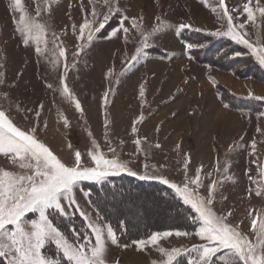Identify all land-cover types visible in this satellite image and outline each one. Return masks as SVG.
Returning <instances> with one entry per match:
<instances>
[{"label":"rangeland","instance_id":"374dc122","mask_svg":"<svg viewBox=\"0 0 264 264\" xmlns=\"http://www.w3.org/2000/svg\"><path fill=\"white\" fill-rule=\"evenodd\" d=\"M112 2L119 11L111 14L104 28L94 33L93 40L89 42L87 30L83 39H77L80 35L79 26L85 18L93 20V6L99 14L95 19L99 21L103 18V14L108 11L104 0H93L92 4L89 0H22L27 15L48 26L44 34L48 45L40 43L43 54L37 55L36 43L30 41L26 47L16 30L20 13L10 8L11 0H0V110L22 130L35 127L37 138L67 165L74 162V154L79 151L82 161L90 166L87 152L94 140L100 151L109 158L112 155L109 148H114L119 158L127 161L129 167L138 174L129 176L122 173L108 180L118 177L138 180L139 175L148 174L163 176L182 186L186 178L184 160L187 154V177L194 178L196 169L201 168L202 183L196 189L199 194L207 196L208 186L213 181H219L213 210L217 215L227 216L226 222L230 225H239L241 233L255 243L256 234L251 221L256 218L258 211H264V197L255 195L256 190H264V146H258V143L264 142V115H261L264 114V99L253 97H264V67L260 66L245 45L237 44L228 37L210 35L217 30H226L227 27V18H221L224 9L219 7V0H207V6L204 0ZM244 3H249L253 9L255 26L247 20V13L243 11ZM256 4L257 0H225V7L233 16L234 24L245 25L244 29L237 31L246 32L245 38L254 46L264 47V17L256 11ZM259 4L264 7V0H259ZM38 7L41 9L40 17L36 16ZM44 8L48 11H43ZM132 19L137 20L144 33H151L154 26L161 22L163 27L150 37L149 47L144 50L146 55L127 66V61L141 41L140 33L130 23ZM121 21L130 30L127 43L122 29L108 38L114 29L120 28ZM182 23L191 25V28L178 34L176 29ZM53 33L59 37L55 45L51 42ZM186 42L197 45L191 49L197 58L186 54ZM57 45L65 49L64 57L59 56ZM78 45L84 47L81 49ZM207 48H211L212 53L206 56L204 62H198L201 51ZM159 50L166 52L168 57L159 59ZM191 50H188L189 53ZM232 60H238V63L233 65ZM61 76L64 77L63 85L60 83ZM141 84L145 89L143 97L139 95ZM64 85L80 103L82 111L76 110L68 95H61L59 89ZM181 87H184L181 91H186L176 94ZM109 89L112 91L109 92V102L105 104L104 93ZM250 92L252 97L249 96ZM213 94L228 107L216 104L215 110H212L207 106L208 103L204 104L206 100L214 101ZM170 99L172 101L169 102ZM223 107L232 117L243 120L232 122L237 124L238 129L232 146L239 144L240 147L235 151L229 148L226 155H223L225 151L222 147L218 148V140L221 142L223 138L224 125L217 126L211 134L214 138L190 130L191 125L193 129L205 119L203 117H208V113L210 115L212 111ZM230 109L234 112L231 113ZM37 112L40 113L38 117ZM141 116L143 119L135 124L136 132H133L134 121H138ZM257 128L262 130L258 132ZM137 139L142 141L140 150L134 143ZM206 140L212 141L210 144L214 151L208 152L211 155L203 152L200 153L202 156H197L198 144ZM253 141L255 151L250 145V152L244 154L243 144H252ZM157 144L159 147H156ZM177 145L180 147L177 148ZM0 170L13 173L22 171L2 154ZM140 181L169 188L157 179ZM90 185L101 184L81 182L75 191L77 204L69 206L65 203L66 215L53 212L50 216L64 219L81 216L91 233L81 228L77 234H73L79 243L84 242L85 238L90 243L95 241L92 229L88 226L89 220L104 228L105 235L106 227L110 226L91 206L89 195H84L88 193L86 187ZM150 194L132 198L130 202L114 199L107 205V209L126 210L132 231L141 230L155 221V227H161L158 223L168 219L170 212L164 210V203L160 202L157 195L153 192ZM81 212L86 214L87 219ZM229 212L232 215L228 216ZM166 231H171L173 235L160 239L158 245L167 250L180 247L183 253L182 260L179 257L174 264H187L189 259L196 257V253L183 250L205 243L195 236V232L177 237L175 232L182 230L153 231L142 240L147 241L154 232ZM45 251L52 258L61 257L54 245H48ZM103 259L104 264H152L153 261L162 264L166 257L157 250V245L146 244L138 249L136 243L134 247H128L106 240ZM215 263L222 264L219 254L214 258Z\"/></svg>","mask_w":264,"mask_h":264},{"label":"snow or ice","instance_id":"6c2138e0","mask_svg":"<svg viewBox=\"0 0 264 264\" xmlns=\"http://www.w3.org/2000/svg\"><path fill=\"white\" fill-rule=\"evenodd\" d=\"M204 2L207 6V0H204ZM89 3L92 4L93 0H89ZM104 4L107 6L108 11L103 14V18L99 21L95 19L99 14L93 6L91 13L93 20L90 21L85 18L84 23L79 26L80 35L77 39H83L87 30V41L91 42L94 33H99L111 19V14L119 11L112 0H104ZM219 7L224 9L221 18H227V27L226 30H217L211 32L210 35L228 37L237 44L245 45L252 52L260 66L264 67V47L254 46L249 39L245 38L247 36L246 32L237 31V29H244L245 25L234 24L233 16L225 7V0H219ZM10 8L14 12L20 13L19 19L16 21V30L21 35V42L26 47L29 46L30 41L35 42L36 54L42 55L43 50L39 45L40 43H44L45 46L48 45V41L44 39L48 26L27 15L22 7V0H11ZM43 11H48V9L44 8ZM213 11L215 12L216 9L213 8ZM232 11H236V9ZM243 11L247 13V20L255 26L256 17L249 3L243 4ZM256 11L264 17V7L260 6L259 0H257ZM36 16H41L39 7ZM157 19L159 20V18ZM130 23L140 33L141 41L140 46L135 48L134 54L127 61V66H131L133 62L139 61L146 55L144 50L149 47L150 37L163 27V22H161L154 26L151 33H144L141 31L140 24L136 19H132ZM190 28L191 25L182 23L176 31L179 34L182 30ZM120 29H122L127 43L130 30L124 26L123 21H121L120 28L114 29L108 38L115 36ZM73 30H75V26H73ZM58 40L59 37L53 33L52 44L55 45ZM83 47L84 45H78V48L82 49ZM195 47H197L196 44L185 43L186 51ZM57 48L59 56L64 57L65 49L60 45H57ZM236 55L239 56L240 53H236ZM108 74H111V70ZM60 83L64 84L63 76L60 77ZM59 91L61 95L69 96L77 111H82L80 103L76 101L74 96L70 95V89L67 85H64ZM111 91L109 89L104 93L105 104L109 102L108 96ZM144 93V85L141 84L139 88L140 97H143ZM249 96L252 97L251 92ZM253 98L264 99V97L258 96ZM40 107L42 108L43 105H40ZM224 107H228V105H224ZM36 115L38 117L40 113L37 112ZM142 119L141 116L138 121H134L133 132H136L135 124L142 121ZM64 123L67 126L68 122L66 120ZM107 124L106 119V127ZM157 130H159V126ZM36 131L35 127L25 131L15 126L6 113L0 110V154L8 157L14 165H18L19 169L22 170L19 173L0 170V264H104L103 256L106 240H110L112 244L118 242V237L111 226L106 227L105 235L104 228L93 224L89 220L88 226L95 236L94 243H90L87 238L84 242L74 243L54 224L50 216L53 212L61 216L66 215L65 203L69 206L77 204L75 191L83 181L103 184L111 176L122 173L129 176H137L138 174L129 167L127 161L119 158L114 148H109L112 154L109 158L100 151L94 140L91 141L90 149L87 152L90 158V166L85 165L82 161L79 151L74 154V162L67 165L37 138ZM257 131L260 132L261 130L257 128ZM105 139H107V133ZM241 139L243 138L241 137ZM141 142L140 139L134 141L138 150H140ZM156 147H159V144ZM179 147L177 145V148ZM239 147V144H236L235 147L230 146V151H235ZM251 147L254 152L255 141L252 142ZM188 164L189 158L186 154L184 160L186 178L182 186L170 182L163 176L148 174L138 176L140 180L157 179L160 183L167 185L173 189L175 195L182 200L183 204L189 205L195 213L189 219L193 224L199 225L194 234L205 243L193 245L191 249L183 250L196 253V257L189 259L187 264H213L214 258L218 254L222 264H264V211H258L256 218L251 221L253 231L256 234V242L254 243L241 233L239 225H230L226 222L227 216L217 215L213 210L214 195L220 182L213 181L208 186L207 196L200 195L196 189H199L202 183L201 168L196 169L194 178H189L187 177ZM217 171L220 170L217 169ZM224 171L226 172L227 168ZM228 179L231 180L232 177H228ZM192 186H195V188ZM249 192L251 193V190ZM84 195L88 196L89 193L85 192ZM255 195L264 197V190H256ZM81 215L87 219L85 213L81 212ZM227 215L230 216L232 213L229 212ZM172 235L171 231L154 232L147 241L139 240L134 243H136L138 249L146 244L157 245V250L166 257L162 264H174L178 257L183 254L182 249L173 247L167 250L158 245L160 239ZM175 235L181 237L187 236L189 233L176 231ZM48 245L55 246L57 252L61 255L60 259L49 258L45 254ZM152 264H157V262L153 261Z\"/></svg>","mask_w":264,"mask_h":264},{"label":"trees","instance_id":"16d2710c","mask_svg":"<svg viewBox=\"0 0 264 264\" xmlns=\"http://www.w3.org/2000/svg\"><path fill=\"white\" fill-rule=\"evenodd\" d=\"M182 36L185 35L182 34ZM191 52L192 55L196 57L195 51ZM198 62H204V60L198 59ZM86 190L89 193V202L91 206H93L98 213L101 214L102 218L113 228L118 237L117 244L120 246L134 247V242L142 240L153 231L184 230L193 233L199 226L198 224H193L189 219L190 216L195 215L191 212V209L187 208L178 197L174 196L170 188L163 185L158 186L154 183L149 184L131 177H118L109 179L101 185L87 186ZM152 192L160 198V202L164 203V210L170 212L168 219L161 220L163 223H158L161 227H155L157 225L155 221L152 222V224H147L141 230L132 231L130 230V223L128 221V216H126V210L115 209L112 211L107 209V205L114 201V199H119L122 202H130L132 198L135 199ZM51 219L71 242L79 243L77 239L73 237V234H77V231L81 228H85L88 233H91L86 223H84V220L79 215L72 219L54 216L51 217ZM45 253L48 257L52 258L47 251H45Z\"/></svg>","mask_w":264,"mask_h":264},{"label":"crops","instance_id":"0c3cea01","mask_svg":"<svg viewBox=\"0 0 264 264\" xmlns=\"http://www.w3.org/2000/svg\"><path fill=\"white\" fill-rule=\"evenodd\" d=\"M165 55L166 54L160 55V56L158 55L159 56V59L162 58V60H163V59L167 58L168 56L167 55L165 56ZM162 56H164V57H162ZM184 87H181L180 89H178L177 92H176V94H178L179 92H181L180 94H182V92L186 91V89H184L183 91H181L182 88H184ZM210 91L212 93V90H210ZM184 95H187V93H185ZM180 96H183V95H180ZM213 97H214V101L211 102V101H207L206 100V101H203L204 104H207L208 103L207 106H209L212 110H215L216 104L217 105L219 104L218 106H224V104L222 103V101H220L219 97H215L214 94H213ZM170 101H172V99H170L169 102ZM200 101H202V99ZM200 101H198V102H200ZM229 111L231 113L234 112V111H232V109H230ZM192 112L190 114H192ZM235 113H237V112H235ZM193 114H194V112H193ZM221 115H222V117H221ZM194 118H195V116H193V120H194ZM203 119L204 120L202 122H200L197 126H194L193 129H192V126L193 125H191L190 130L191 131L194 130L193 132H196L198 135H201V134H203L204 136L209 135L208 137L210 138V136H212V137L214 136V135H211V134L215 132V129L217 128L218 125L220 127H221V125H224V127L222 129L223 130V132H222L223 138H222V140H220L221 142H219V140H218V143H219L218 144L219 145L218 148L222 147V149L225 151V153L223 155H226L227 152H228V150H229V148H230V146H232V143L235 142V141H233V139H235L237 137V133H236L237 130H238L236 128L237 127V124H234V123L232 124V122L234 120L241 121L242 119L232 117L228 112H226V110H224V107H223V109H220V110H217V111H212L210 115L208 113V117H203ZM234 128H235V130H234ZM232 129L234 130L233 133H232ZM232 134H233L234 137H232ZM210 143H212L211 140H206L202 144H200V145L198 144V148H197L198 150L196 152V155L197 156H202L203 152H206L207 155H211L212 153H208V152H210V151L213 152L214 150L212 149L213 147H212V144H210ZM250 145H251V143H249V142H246V143L243 144V146L245 148V151L243 152L244 154L250 152L248 150ZM262 145L264 146V142L258 143V146L259 147L262 146ZM200 153H202V154H200ZM228 194H229V192L227 193V195ZM243 194H246V193L243 192Z\"/></svg>","mask_w":264,"mask_h":264}]
</instances>
